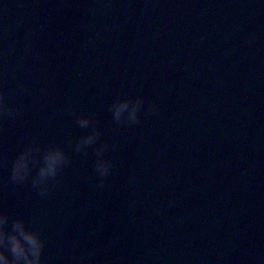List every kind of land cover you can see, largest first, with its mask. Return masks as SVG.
Here are the masks:
<instances>
[{
	"label": "water",
	"instance_id": "1",
	"mask_svg": "<svg viewBox=\"0 0 264 264\" xmlns=\"http://www.w3.org/2000/svg\"><path fill=\"white\" fill-rule=\"evenodd\" d=\"M0 92V212L41 264H264V0H0ZM69 107L110 146L103 189ZM28 143L70 158L47 196L10 180Z\"/></svg>",
	"mask_w": 264,
	"mask_h": 264
},
{
	"label": "clouds",
	"instance_id": "2",
	"mask_svg": "<svg viewBox=\"0 0 264 264\" xmlns=\"http://www.w3.org/2000/svg\"><path fill=\"white\" fill-rule=\"evenodd\" d=\"M20 90H26L23 84ZM144 107V99L137 96L135 99L123 98L115 100L110 106L113 120L117 126L135 125L140 122L139 113ZM156 105L150 104L146 111L154 113ZM65 111L75 117L80 128H89L91 131L81 136L74 145L76 153H87L91 147L95 156L93 168L96 174L95 187L103 189L106 178L110 175L112 161L106 157L110 150L107 142L97 144L101 131L96 127L94 118L78 116L71 107ZM18 109L10 106L3 92H0V117L14 120ZM68 143L72 140L69 138ZM39 154V155H37ZM70 158L65 151L57 145H49L41 152L38 144H25L23 149L12 161L10 180L14 184H23L30 179L31 187L39 196H47L50 182H55L58 174L70 164ZM36 172L32 174V168ZM91 180V177L86 178ZM135 183V177H130L128 184ZM45 241L41 238L37 228L28 227L20 218H11L7 213L0 212V264H41Z\"/></svg>",
	"mask_w": 264,
	"mask_h": 264
}]
</instances>
